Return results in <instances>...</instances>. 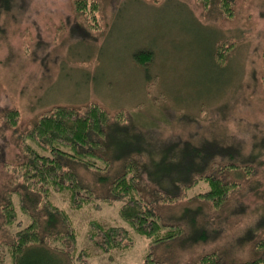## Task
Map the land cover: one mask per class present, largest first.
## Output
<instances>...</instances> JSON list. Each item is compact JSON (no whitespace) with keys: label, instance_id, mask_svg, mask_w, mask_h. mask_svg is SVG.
Wrapping results in <instances>:
<instances>
[{"label":"rangeland","instance_id":"374dc122","mask_svg":"<svg viewBox=\"0 0 264 264\" xmlns=\"http://www.w3.org/2000/svg\"><path fill=\"white\" fill-rule=\"evenodd\" d=\"M78 1L0 4V205L21 158L22 136L57 106L95 101L114 112L112 119L116 112L125 119L109 124L103 142L112 176L127 158L138 156L143 165L149 158L158 161L159 177L173 178L171 170L184 166L176 160L191 159L194 149L212 152L198 165L190 160L192 174H220L230 162L248 165L253 173L230 174L241 186L220 208L192 199L209 189L207 182L183 183L187 194L161 205L159 213L184 232L154 246L134 234L129 249L105 254L86 239L92 219L130 228L118 216V201L100 210L72 211L78 249L91 256L86 263L74 255L75 264H194L210 253H217L221 264H242L262 257L264 0H233L230 15L215 0H93L84 10ZM92 3L96 21L88 19ZM146 50L153 59L144 67L136 57ZM78 171L104 192L106 184L92 172ZM183 172L175 180L184 182ZM157 181L163 187L169 182ZM12 199L19 207L18 196ZM55 200L68 208L64 197ZM6 237L0 228L2 244ZM1 249L11 264L8 248ZM47 256L51 264L67 263L61 253Z\"/></svg>","mask_w":264,"mask_h":264},{"label":"trees","instance_id":"16d2710c","mask_svg":"<svg viewBox=\"0 0 264 264\" xmlns=\"http://www.w3.org/2000/svg\"><path fill=\"white\" fill-rule=\"evenodd\" d=\"M87 1L93 0H79L78 6L84 10ZM199 1L210 4L213 0ZM215 1L224 13L232 14L233 0ZM7 3L8 0H0L1 5ZM89 9L88 19L96 21L97 4L92 3ZM136 58L147 67L153 59V53L146 50ZM112 113L114 112L95 101L76 107L57 106L41 116L32 130L22 136L21 158L19 156L10 187L4 191L5 200L0 205V228L7 234L6 239L9 238L3 244L0 240V247L8 248L11 264H51L47 253L53 252L66 256L65 264H75L74 255L79 257L77 260L80 261L82 257L87 263L91 256L86 249H78L79 231L71 212L87 208L100 210L104 205L117 201L121 204L118 216L131 229L92 219L86 232V239L91 245L106 254L114 250L129 249L134 234L150 239L151 246L174 240L182 235L184 229L166 222L160 215L159 208L187 194V190L181 186L183 183L187 187L189 183L207 182L209 189L194 195L192 199L207 201L220 208L241 186L239 181L232 180L230 174L241 170L245 177H250L253 173L248 165L240 167L230 162L222 170H218L221 171L220 174H192L190 160L193 158L198 165L203 155L212 152L194 149L196 152L191 159L176 160V164L184 166L183 170L181 166V171L177 167L171 170L173 178L159 177L161 165L158 161L149 158L143 165L137 159L138 156L127 158L123 169L112 176L109 173L111 162L102 152L106 129L113 120L118 123H124L125 120H120L121 112H116L117 118L112 119ZM15 115V112L10 114L12 118H16ZM99 163L104 166L100 168ZM78 167H84L92 172L95 180L106 184L104 192L96 190L93 182L89 183L81 176ZM184 170L182 175L186 176V180L191 176L187 184L185 179L184 182L175 180L177 174ZM196 176L198 177L193 180ZM157 178H168L169 182L165 187L173 189L172 193L176 194L159 185ZM14 195L18 196L19 207L14 204ZM57 196L64 197L68 208L56 203ZM18 209L22 213L21 219ZM14 226L15 229L11 230ZM258 247L264 253V238L258 243ZM1 248L0 264H8ZM194 264H221V261L217 253H210ZM242 264H264V255Z\"/></svg>","mask_w":264,"mask_h":264}]
</instances>
